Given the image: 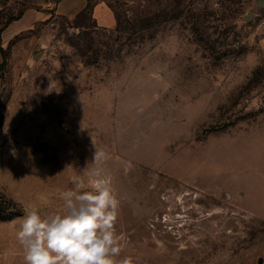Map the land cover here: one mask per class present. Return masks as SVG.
Masks as SVG:
<instances>
[{
    "label": "rangeland",
    "instance_id": "rangeland-1",
    "mask_svg": "<svg viewBox=\"0 0 264 264\" xmlns=\"http://www.w3.org/2000/svg\"><path fill=\"white\" fill-rule=\"evenodd\" d=\"M55 1L0 0L1 23L47 10L1 36L0 264H24L25 206L62 212L97 167L118 259L264 264V3L86 0L66 17Z\"/></svg>",
    "mask_w": 264,
    "mask_h": 264
},
{
    "label": "clouds",
    "instance_id": "clouds-1",
    "mask_svg": "<svg viewBox=\"0 0 264 264\" xmlns=\"http://www.w3.org/2000/svg\"><path fill=\"white\" fill-rule=\"evenodd\" d=\"M107 159L96 150L94 164ZM74 177L73 187L60 193L63 211L41 214L25 206L16 232L24 264H134L130 256L119 258L121 237L115 230L119 200L111 179L97 167Z\"/></svg>",
    "mask_w": 264,
    "mask_h": 264
},
{
    "label": "crops",
    "instance_id": "crops-1",
    "mask_svg": "<svg viewBox=\"0 0 264 264\" xmlns=\"http://www.w3.org/2000/svg\"><path fill=\"white\" fill-rule=\"evenodd\" d=\"M86 6V0H60L57 4L56 13L66 17H73L79 14ZM47 10L45 9H28L25 11L23 17L16 22H13L6 30L5 36L9 39L12 36L18 35L24 30L30 28L33 23L44 19L46 17ZM97 20L103 23V15L99 14V11L94 13ZM106 25V24H105ZM114 25L113 21L109 20V25L106 27L111 28Z\"/></svg>",
    "mask_w": 264,
    "mask_h": 264
},
{
    "label": "trees",
    "instance_id": "trees-1",
    "mask_svg": "<svg viewBox=\"0 0 264 264\" xmlns=\"http://www.w3.org/2000/svg\"><path fill=\"white\" fill-rule=\"evenodd\" d=\"M60 2V0H56L55 4H58ZM54 12V10L52 11ZM25 13V10H22L17 16L13 17L10 16L9 18H7V20L4 23L0 22V54L1 57L3 59V62L0 65V71H2L6 65L7 62V58H8V52L3 48L2 46V40H1V36L3 34V32L13 23L16 21H19L23 15ZM1 218V217H0Z\"/></svg>",
    "mask_w": 264,
    "mask_h": 264
},
{
    "label": "water",
    "instance_id": "water-1",
    "mask_svg": "<svg viewBox=\"0 0 264 264\" xmlns=\"http://www.w3.org/2000/svg\"><path fill=\"white\" fill-rule=\"evenodd\" d=\"M257 1H258L259 6H261L264 3V0H257ZM248 19H249V15H248ZM262 263H263V260L260 259L259 264H262Z\"/></svg>",
    "mask_w": 264,
    "mask_h": 264
}]
</instances>
